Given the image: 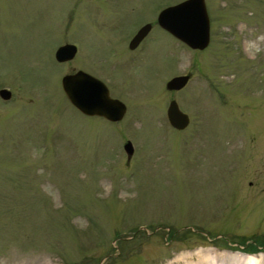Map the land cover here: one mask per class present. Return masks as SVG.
<instances>
[{
    "label": "rangeland",
    "instance_id": "rangeland-1",
    "mask_svg": "<svg viewBox=\"0 0 264 264\" xmlns=\"http://www.w3.org/2000/svg\"><path fill=\"white\" fill-rule=\"evenodd\" d=\"M159 3L122 0L120 15L134 25L139 6L153 22ZM206 5L205 49L154 27L143 58L109 69L123 52L88 0H0V87L12 92L0 98V264H184L202 250L264 264V245L240 244L264 238V0ZM63 34L79 47L68 68L55 52ZM74 65L115 78L122 120L70 104L61 78ZM171 99L189 115L182 130L168 122Z\"/></svg>",
    "mask_w": 264,
    "mask_h": 264
},
{
    "label": "water",
    "instance_id": "water-1",
    "mask_svg": "<svg viewBox=\"0 0 264 264\" xmlns=\"http://www.w3.org/2000/svg\"><path fill=\"white\" fill-rule=\"evenodd\" d=\"M159 23L192 48L203 49L209 43L210 23L205 0H185L177 5L167 7L159 15ZM149 28L150 26L147 25L143 34ZM143 34L140 33L139 35ZM64 53L65 48H59L56 52V58L64 59ZM83 78L97 81L82 71L63 78L62 85L70 101L86 113H97L111 120H119L125 110L124 104L117 99L110 98L104 85V95L100 91H93L92 86V91L81 88L79 80ZM187 79L188 76L174 77L167 83V88H181ZM1 93L4 98L10 97V91L6 89H2ZM167 116L172 126L177 129H183L188 125V115L178 108L175 100L170 101ZM124 148L129 158L133 152L131 142L127 141Z\"/></svg>",
    "mask_w": 264,
    "mask_h": 264
},
{
    "label": "flooded vegetation",
    "instance_id": "flooded-vegetation-1",
    "mask_svg": "<svg viewBox=\"0 0 264 264\" xmlns=\"http://www.w3.org/2000/svg\"><path fill=\"white\" fill-rule=\"evenodd\" d=\"M163 1L164 0H161V3H159L158 5L153 7V13L150 16L152 18L154 17V21L153 22H149V21L148 22H145V21L142 22L144 19H146V16H144L143 13H141L142 10H141V8L139 6H135L134 10L135 11L139 10L138 13H140V16L142 17V20L139 21L138 23L134 24V25H130L129 22L125 21L120 15V8L119 7H120V5L122 3V0H88L89 3H92L94 6L99 7V9H95V11L100 12V15L103 12L108 14V20L107 21H103L102 25L109 26V30H110L111 36L118 40V43L121 46V51L123 52L122 56H124V57L121 56L122 58L116 64H114L113 66H110L109 69H116L117 65H119L120 67H125V69H128V68H130L129 62L132 59H136V58L138 59L139 57L143 58L142 53H143V51L146 48L147 42H149L150 40L153 39V37H155V35H153V34L156 33L153 30L154 27H156V29L160 30L161 32H164L172 41H174V39H175L178 43H182L183 45L187 46L185 43H183L178 38L174 37L169 31L165 30L164 28H162L158 24V16H159L160 12L164 8H166V7L170 6V5L177 4V3L180 2L179 1V2H176L174 4H165V5H163V3H162ZM62 24H63V20H61V24H60L61 27L63 26ZM146 24H149V26H150V28H149L148 32L146 33V35H144L136 43H133L135 35L139 32L140 28L143 27ZM152 30H153V32H152ZM63 32H65V31H63ZM63 36L65 37V39L62 40V43L59 45V47L62 46V45H68V50H73L74 54L69 59L67 58V59H65V60H63L61 62H59V61H57V62L60 63L61 65L66 66L68 68L70 63H73L75 61L76 57L78 56L79 47H78V44H77L76 41L69 40L64 34H63ZM69 45H72V46H69ZM192 50H196V49H192ZM74 66L71 67V68H76V70H72L71 72L66 73L67 75L68 74H75L77 71H84V72L94 76L95 78H98L99 80H101L106 85L109 93H110V88H112L115 85V82H117L115 80V78L113 79L110 76L109 73H107L105 75V77H106V80H105L103 77L98 76L96 73L91 71L90 68L88 69V68H84L82 66H77V65H74ZM106 68H108V66H106ZM110 73L114 77V73H112V72H110ZM66 74H64V75H66ZM127 80L129 81V77H128ZM121 81L122 80L120 79L119 82H121ZM102 82H100L101 83L100 84L99 82H97L95 80L83 79V80H80L79 85L82 86V87H88V88H90L92 86L93 90H102L101 88L102 87L104 88V86H102ZM125 82H126V80L123 83L117 84V88H119L120 86L125 85ZM0 88H2V87H0ZM110 95H111V93H110ZM8 100H10V99H8ZM79 112H81V111H79ZM83 115L88 116V117H101V118L105 119L104 116H101V115H98V114H96V115H88V114L84 113Z\"/></svg>",
    "mask_w": 264,
    "mask_h": 264
},
{
    "label": "bare ground",
    "instance_id": "bare-ground-1",
    "mask_svg": "<svg viewBox=\"0 0 264 264\" xmlns=\"http://www.w3.org/2000/svg\"><path fill=\"white\" fill-rule=\"evenodd\" d=\"M202 251L198 252V253H201V254H199V255H201V257H199L196 262H193V260H191V261H186L184 264H217L215 258L213 259L214 255L212 253V250H206L205 254H203ZM238 254L242 255V256H240V260L246 264H256L257 263L255 257H253L252 255H248V254L245 255L243 253H238ZM231 256L235 257V256H233V254ZM238 259H239V257H238Z\"/></svg>",
    "mask_w": 264,
    "mask_h": 264
},
{
    "label": "trees",
    "instance_id": "trees-1",
    "mask_svg": "<svg viewBox=\"0 0 264 264\" xmlns=\"http://www.w3.org/2000/svg\"><path fill=\"white\" fill-rule=\"evenodd\" d=\"M257 240V239H256ZM248 240L243 239L242 243L240 242V244L245 245L244 250L247 252H257L259 250V247L264 245V238L261 241L258 242H247Z\"/></svg>",
    "mask_w": 264,
    "mask_h": 264
}]
</instances>
